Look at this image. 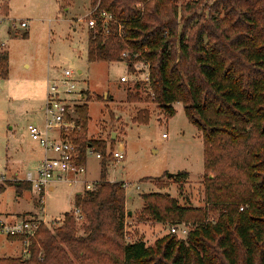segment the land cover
I'll use <instances>...</instances> for the list:
<instances>
[{
  "label": "trees",
  "instance_id": "1",
  "mask_svg": "<svg viewBox=\"0 0 264 264\" xmlns=\"http://www.w3.org/2000/svg\"><path fill=\"white\" fill-rule=\"evenodd\" d=\"M177 1L91 0V7L98 5V11L119 22L122 38L116 26L108 35L100 28L88 30L87 60L126 61L128 68L147 62L149 85L133 90L143 92L167 119L174 116L175 103L183 105L187 120L201 133L205 194L211 209L219 211L218 219L205 222V209L179 206L168 195H143V211L156 222L178 227L192 220L195 227L185 239L169 233L153 246L125 243V186L106 181L102 164L93 188L74 196L84 219L82 235L71 213H65L52 231L39 228L27 257L0 258V264H264V0H215L212 8L222 17L191 26L197 18L189 16L200 4L189 0L179 8ZM125 51L131 54L126 60L121 58ZM6 74L5 55L0 75ZM75 112L80 132L71 141L79 163H85L89 147L108 160L104 143L85 140L86 105ZM149 117L148 110H138L131 121L143 125ZM187 177L179 172L172 180ZM23 189L30 186L18 183L17 191Z\"/></svg>",
  "mask_w": 264,
  "mask_h": 264
},
{
  "label": "rangeland",
  "instance_id": "2",
  "mask_svg": "<svg viewBox=\"0 0 264 264\" xmlns=\"http://www.w3.org/2000/svg\"><path fill=\"white\" fill-rule=\"evenodd\" d=\"M188 1L178 0L176 5L180 8ZM190 1L200 4L189 16L197 18L190 26L201 19L204 25L210 16L222 17L220 10L212 8L215 0ZM3 2L9 7L7 20L27 22L28 27L8 30L7 20L0 26V37L8 45V71L4 77L0 75V174L9 177L16 171L21 177L30 170L19 161L35 145L26 128L36 112L42 118L46 76L58 77L61 71L70 70L83 91L81 105L88 108L85 140L97 145L104 143V157H108L102 161L95 155L87 156L88 180L91 184L99 180L103 164L106 181L127 185L124 242L143 241L146 246H153L170 233L173 225L158 223L143 211L142 196L152 193L168 195L182 207L205 209V222L214 223L219 211L211 209L205 194L208 176L204 173L201 133L187 120L183 105L175 103V114L167 119L164 110L148 102L143 92H136L132 85L120 82V77L126 74L124 63L88 62V29L78 20L85 18L93 8L91 0H0ZM2 5L5 9V4ZM136 7L139 8L138 4ZM181 27L182 23L178 31ZM127 95L133 97L132 102H127ZM143 109L150 112L148 123L133 124L132 116ZM79 132L80 129L68 131L66 137L71 141L72 134ZM119 150L125 158L116 163L109 153ZM241 156L237 154L239 159ZM179 172L188 173L187 179L175 183L168 178V174ZM213 174L208 173L210 177ZM81 189L57 184L53 193L46 192L40 197L33 190L18 192L12 185H5L0 192V217L5 218L7 213L40 211L45 219L42 226L52 231L60 226L63 215L75 207L74 196ZM82 223L76 224L78 235H82ZM177 226L179 230L185 229L186 234H177L176 238L185 239L195 224L187 220ZM36 240L37 237L33 241ZM10 241L0 235V258L21 256L20 243Z\"/></svg>",
  "mask_w": 264,
  "mask_h": 264
},
{
  "label": "built area",
  "instance_id": "3",
  "mask_svg": "<svg viewBox=\"0 0 264 264\" xmlns=\"http://www.w3.org/2000/svg\"><path fill=\"white\" fill-rule=\"evenodd\" d=\"M0 3V26L7 20L4 13V7ZM98 6V5H97ZM97 6L92 8L88 15L78 20L79 23L86 24L88 30L100 28L105 35L110 33V26L117 27V36L122 38V27L113 17L103 11H98ZM140 8L142 5H138ZM10 23V29L13 31L26 30L28 23L21 21L15 22L7 20ZM7 42L0 37V59L7 53ZM130 53L125 51L121 58L126 60ZM126 67V74L120 77V82L130 84L133 87L139 84L149 85V64L147 62H136L131 68H128L127 62H123ZM82 90L79 89L75 74L70 70H63L58 77H52L47 74L46 91L43 106V125L39 127L35 124L27 126V132L30 139L38 144L43 152V158L33 171H26L23 178L17 176L6 177L0 174V188L9 184L24 183L38 195L46 193L53 185L62 184L69 188L76 189L82 187L79 194L89 191L93 184L86 179V165L79 163L78 149L66 136L68 131H78L80 127L76 121V107L81 106L83 101ZM164 137V136H163ZM88 155H95V158L101 160L100 154L95 153L90 147L86 150ZM125 158L124 153L119 150L112 153V159L118 163ZM125 188L127 185H125ZM41 203V200H39ZM242 210V208L240 209ZM76 224L83 222V215L80 208L74 207L70 211ZM45 224L44 218L37 217H18L10 220L7 217H0V235L6 238H15L21 245V256L29 255L31 242L35 240L39 228ZM172 234H186L185 229L171 227Z\"/></svg>",
  "mask_w": 264,
  "mask_h": 264
},
{
  "label": "crops",
  "instance_id": "4",
  "mask_svg": "<svg viewBox=\"0 0 264 264\" xmlns=\"http://www.w3.org/2000/svg\"><path fill=\"white\" fill-rule=\"evenodd\" d=\"M4 4H5V14L8 16L9 15V7H8V4L6 3V2H3ZM7 32H8V30H7ZM9 33V32H8ZM6 56H7V71H8V52L6 53ZM46 78H47V76H46ZM1 85V84H0ZM45 91H46V79H45V90H44V99H45ZM83 92V91H82ZM83 94V93H82ZM43 106H44V103H43ZM42 111V110H41ZM34 117H32V121H31V123H29V124H35V125H37V126H39V127H42V125H43V113H42V118L40 119V117H38V115H37V112L33 115ZM26 130H27V128H26ZM28 133V132H27ZM164 135H162V137H163ZM32 141V140H31ZM34 142V141H33ZM35 143V145L32 147V148H30V150L27 152V153H25L24 154V157L19 161V164H21L22 166H26V167H29L30 168V170H26V171H33L35 168H36V166L39 164V162L42 160V158H43V152H42V150L40 149V147L38 146V144L36 143V142H34ZM87 158V157H86ZM86 170H87V168H86ZM25 171V172H26ZM24 172V173H25ZM24 175V174H23ZM13 176H17V177H19V178H23V176H21L20 177V175H19V173L18 172H13L12 174H10V176L9 177H13ZM108 176V175H107ZM86 179H87V181L89 182V180H88V173H87V171H86ZM99 179V178H98ZM97 181V180H96ZM96 181H92V182H96ZM89 183H91V182H89ZM57 185V184H56ZM12 187L14 188V190H16L17 191V188H18V184L17 185H12ZM3 189H4V187H3ZM27 190V189H26ZM28 190H32L31 188L30 189H28ZM55 191V185H53L47 192H50V193H53ZM2 193V192H1ZM1 193H0V195H1ZM77 193H79V192H77ZM21 195V194H20ZM19 195V196H20ZM19 196H17V197H19ZM40 197L41 196H44V194H42V195H39ZM39 200H41V199H39ZM126 203H127V201H126ZM42 212V211H41ZM21 216H26V217H39V218H44V216H43V213L41 214L40 213V211L38 212H29V213H21V214H6V217L8 218V219H10V220H14L15 218H18V217H21ZM10 241V240H9ZM10 242H15L16 243V241H10Z\"/></svg>",
  "mask_w": 264,
  "mask_h": 264
},
{
  "label": "water",
  "instance_id": "5",
  "mask_svg": "<svg viewBox=\"0 0 264 264\" xmlns=\"http://www.w3.org/2000/svg\"><path fill=\"white\" fill-rule=\"evenodd\" d=\"M173 176H174V174H168V178H172Z\"/></svg>",
  "mask_w": 264,
  "mask_h": 264
}]
</instances>
